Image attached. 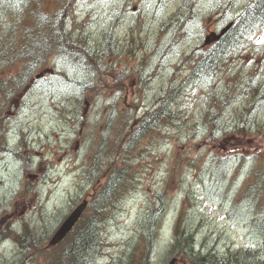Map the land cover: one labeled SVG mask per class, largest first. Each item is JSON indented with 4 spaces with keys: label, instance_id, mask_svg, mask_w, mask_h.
I'll list each match as a JSON object with an SVG mask.
<instances>
[{
    "label": "rangeland",
    "instance_id": "obj_1",
    "mask_svg": "<svg viewBox=\"0 0 264 264\" xmlns=\"http://www.w3.org/2000/svg\"><path fill=\"white\" fill-rule=\"evenodd\" d=\"M184 1L77 0L67 29L75 39L86 36L102 71L126 87L118 84L85 103L71 81L86 76L85 63L55 58L0 109V264H17L23 256L11 231L25 242L30 232L49 238L81 200L90 199L95 183L99 188L110 179L104 170L120 159L110 154L92 161L93 153L101 144L124 148L126 136L133 138L126 153L134 177L106 216L105 248L90 264H125L139 217L161 203L156 195L164 189L149 264H188L180 256L165 258L179 218L198 249L213 248L221 257L249 252L245 264H264V241L251 222L259 206L245 198L230 207L252 165L264 158V21L230 49L217 73L195 80L187 77L207 49L204 32L219 31L246 0ZM249 75L255 76L246 82ZM228 85L233 98L211 133L201 116L213 104L207 91ZM164 99L166 115L146 113ZM144 119L146 131L139 130ZM124 120L127 128L116 139L113 127ZM240 126L244 134L232 129Z\"/></svg>",
    "mask_w": 264,
    "mask_h": 264
},
{
    "label": "trees",
    "instance_id": "obj_2",
    "mask_svg": "<svg viewBox=\"0 0 264 264\" xmlns=\"http://www.w3.org/2000/svg\"><path fill=\"white\" fill-rule=\"evenodd\" d=\"M76 2L77 0H0V72L10 71L5 75H0V109L4 110L14 95L26 88L36 70L55 58L59 61L65 59L69 63H75L79 57L80 62L85 63V67L82 68L86 71V76L82 80H71L75 81L81 89L85 103L90 102L104 90L117 88L118 84L120 89L126 87L122 81H116L102 71L103 69L98 65L91 51L92 48L87 47L88 43L85 44L86 36L81 40L75 39L72 35L73 30L67 29V17ZM189 4L190 2H184L185 6ZM262 21H264V0H246L230 28L202 53L197 62L192 65L187 78L198 80L200 77L217 73L230 56V49ZM254 76L249 75L245 81L247 82ZM207 95L208 100H213L214 105L208 103L201 116L206 118V123L210 128L209 132L212 133L217 125V119L222 114L224 103H228V98H233V96L230 85L223 89L207 91ZM255 98L256 95L253 99ZM164 100L155 111L147 110L146 113H152L151 116L155 118L166 115L167 99ZM245 114L247 116V112ZM2 115L3 113L0 112V118ZM124 122L125 120L121 121L120 126L116 127L118 121L113 127L116 139L120 137L122 130L127 128ZM146 124L147 120L144 119L139 130L146 131L148 129ZM211 124L214 125L213 128ZM108 127H110L109 124ZM232 129L238 133H245L243 126L236 127V130L235 127ZM132 140V137L129 139L126 136L123 140L124 148L119 147L118 142L108 148L101 144L99 147L101 151L93 153L92 161L97 159L100 162L101 158L104 159L114 154L120 162L104 170L106 174L109 173L112 176L99 188L96 187V183L94 184L95 189L89 195V204L85 212L61 242L48 246L46 240L48 237L43 239L34 232L26 235L29 241L25 242L24 235H17L11 231L10 235H13L12 238L20 244L21 255H23H19L17 264H90L102 254L105 248L103 239L105 218L134 177V171L127 162L128 154L126 153L127 145H130ZM1 141L0 138V144ZM241 155L242 153H239L238 157ZM249 175L243 187L237 191V198L234 199L233 196L230 199L232 204L230 207L233 210L235 205L245 198L250 207L259 206L254 209L255 215L252 216L251 222L261 233L264 241V158L262 156L252 165ZM164 192L165 189L156 195L161 203L159 201L150 204L139 217V232L134 237L130 252L126 254L125 264H131V260L136 264H149L151 253L155 248L158 218L164 207L162 204ZM259 197L260 200L257 201ZM182 226L179 218L173 227L169 247L165 249V252L168 251L165 253L167 260L173 256H180L188 264H238L242 260L245 264L244 260L248 258L249 252L243 255L244 253L237 251L229 253L230 256L221 257L214 252L213 248L198 249L193 233ZM135 254H138L136 259L133 258Z\"/></svg>",
    "mask_w": 264,
    "mask_h": 264
},
{
    "label": "water",
    "instance_id": "obj_3",
    "mask_svg": "<svg viewBox=\"0 0 264 264\" xmlns=\"http://www.w3.org/2000/svg\"><path fill=\"white\" fill-rule=\"evenodd\" d=\"M229 26L225 27L222 29L220 34L216 33H210L205 37V42L209 43L213 40H216L219 38V36L225 32V30ZM87 205V201L84 200L81 203L77 204L72 211L64 218V220L61 222V224L58 226V228L54 231V233L51 235L49 239V245H55L58 242H60L66 235L67 233L72 229V227L75 225V223L78 221L80 218L81 214L85 210V207Z\"/></svg>",
    "mask_w": 264,
    "mask_h": 264
},
{
    "label": "bare ground",
    "instance_id": "obj_4",
    "mask_svg": "<svg viewBox=\"0 0 264 264\" xmlns=\"http://www.w3.org/2000/svg\"><path fill=\"white\" fill-rule=\"evenodd\" d=\"M67 215H68V214H67ZM173 248H174V247H173ZM170 249H171V248H170ZM170 249H169V250H170ZM166 252L168 253V251H166ZM166 252H165V253H166ZM170 252H172V251H170ZM170 252H169V253H170ZM165 255H166V254H165ZM168 255H169V254H168ZM166 257H167V256H166Z\"/></svg>",
    "mask_w": 264,
    "mask_h": 264
},
{
    "label": "snow or ice",
    "instance_id": "obj_5",
    "mask_svg": "<svg viewBox=\"0 0 264 264\" xmlns=\"http://www.w3.org/2000/svg\"><path fill=\"white\" fill-rule=\"evenodd\" d=\"M261 43H264V40L260 41Z\"/></svg>",
    "mask_w": 264,
    "mask_h": 264
}]
</instances>
